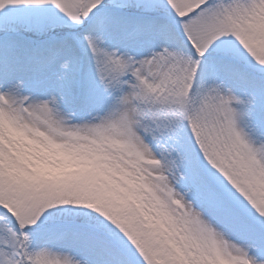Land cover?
I'll use <instances>...</instances> for the list:
<instances>
[{
	"label": "snow or ice",
	"instance_id": "snow-or-ice-1",
	"mask_svg": "<svg viewBox=\"0 0 264 264\" xmlns=\"http://www.w3.org/2000/svg\"><path fill=\"white\" fill-rule=\"evenodd\" d=\"M0 264H264V0H0Z\"/></svg>",
	"mask_w": 264,
	"mask_h": 264
}]
</instances>
